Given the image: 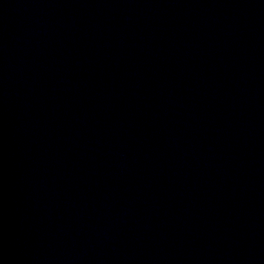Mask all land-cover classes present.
<instances>
[{"label":"water","instance_id":"1","mask_svg":"<svg viewBox=\"0 0 264 264\" xmlns=\"http://www.w3.org/2000/svg\"><path fill=\"white\" fill-rule=\"evenodd\" d=\"M0 264H264V0H0Z\"/></svg>","mask_w":264,"mask_h":264}]
</instances>
